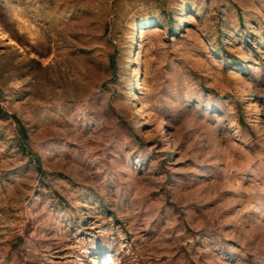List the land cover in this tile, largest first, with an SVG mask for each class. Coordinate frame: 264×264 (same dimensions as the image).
<instances>
[{
  "label": "rangeland",
  "instance_id": "1",
  "mask_svg": "<svg viewBox=\"0 0 264 264\" xmlns=\"http://www.w3.org/2000/svg\"><path fill=\"white\" fill-rule=\"evenodd\" d=\"M0 264H264V0H0Z\"/></svg>",
  "mask_w": 264,
  "mask_h": 264
}]
</instances>
